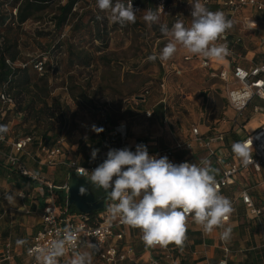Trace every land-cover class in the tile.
<instances>
[{
	"label": "rangeland",
	"instance_id": "obj_1",
	"mask_svg": "<svg viewBox=\"0 0 264 264\" xmlns=\"http://www.w3.org/2000/svg\"><path fill=\"white\" fill-rule=\"evenodd\" d=\"M61 2H65V0H61ZM155 2L156 0H149L147 5H143V0H140L136 23L124 26L110 23L106 18V14L96 6V0H78L73 8L76 15L72 16L68 24L61 30L55 31L54 22L51 20L55 14V4L50 5L43 12L21 24L20 28L24 32L19 39L22 57H26L28 63H31L33 59L41 56L43 71L48 67L51 70L57 68L56 73H54L56 75L50 76L48 79L52 88L48 101L50 102V98H58L66 106L64 117L69 128L66 134V142L64 141L65 150L75 149L77 140L85 135L79 123L94 122L95 125H98L103 115L110 116L111 120L124 122L127 137L130 136V126L141 124L145 135L154 136V138L157 137L156 133L162 129L159 138L164 140V143H170L172 137L179 139L194 125L192 116L195 111L203 113L205 110L211 112L219 109L221 98L217 93H209L213 90L212 85L218 83L216 80L218 78L213 77L206 68L200 65L199 60L203 58L202 56L192 55L193 59L186 61L184 55L191 54L181 49L172 60L167 62L161 63L159 59L155 62L148 61L149 55L158 54L167 43V38L160 32L159 24L149 27L142 19L144 10L156 9ZM201 2L205 3L210 11L215 12L217 9L213 5L214 0H209V3L204 0H201ZM1 8L9 7L5 4ZM191 10L192 5L189 4L188 0H169L166 2L164 12L160 16V23H167L171 27L179 19L184 22L185 26H190ZM79 15H81L82 23L86 26L71 34L70 23ZM95 18H98L100 28L106 32L104 33L105 41L101 42V40L95 39L93 33ZM66 39L69 43L94 53L95 60L90 67L68 66L66 58L67 41L61 44L59 50L54 51L56 44L60 40L63 42ZM45 50L47 52L50 50L49 54L51 56L45 54ZM45 62L48 63L44 65ZM16 64L22 65V61L19 60ZM175 68L179 69L180 72L176 73ZM34 69L40 75V71L35 67ZM70 87H72L75 94H80L83 90L90 102H86L80 97L79 101L73 100ZM206 98H208L207 102ZM253 104L264 106V102L254 99V102L246 109L247 113H250ZM261 116V112H252L251 116H248L249 122L246 127L250 126L252 120ZM23 118L24 115L22 114L16 116L12 114L9 117L7 123L9 135L15 138L22 137L23 131L29 129L33 130V135L38 140L40 137L34 131V128H37L34 127V120L29 118L24 121ZM171 125L174 129L170 132ZM41 127L42 125H40ZM109 148H117V146L107 138L104 148L99 149L95 160H92L91 152L93 149L98 148L92 145L87 150L77 153L85 161L97 163L104 159ZM30 151H32L30 155L26 154ZM71 152L69 151V154L72 155ZM23 156L29 157L31 167H46L49 169L47 171L49 174L44 173L39 176L34 172L37 178L42 179L43 184L41 186L44 187V189L39 188L37 190L30 188L21 191L16 186H9L10 181H4L3 178H0V222L7 221L9 223L12 220V223H10L12 234L19 233L18 231L14 232L17 219L20 222L22 219L27 218L25 224L29 226V233L25 231L22 234L19 233L15 241L19 236L27 241L33 236L32 233L37 228L36 214L32 212V207H30L27 208V211L17 215L16 205H9L4 198L5 194L22 193V197L17 196L15 203H21L24 198L28 197L27 194L42 196L47 190L45 182H51L53 175H57L55 170L61 167L60 165L47 166L46 162H43L45 161L44 151L38 148L27 147L23 152ZM31 156H33V159L30 158ZM36 161H42L43 164ZM24 162L26 163L25 160ZM0 163V166L6 165L2 153ZM174 163L177 164V162ZM28 167L26 168L28 169ZM61 172L59 170L60 174ZM241 212H243V209H241ZM32 215H34V218ZM192 224L194 222L188 219L187 228H192ZM261 224L262 229H264V220ZM226 226H231L233 232L231 240L224 243L233 252L241 250L237 258H240V261L243 259L244 264H262L264 260V232L258 229L257 221L246 214H241L237 218V225L228 224ZM218 232L220 235L221 231L219 229ZM133 233L132 242L138 250L144 244L141 239V231L134 228ZM186 237L183 249L177 248L174 244L169 246L173 248L175 254L178 253L187 258L188 264H193L189 250H191L194 240L199 236L194 234L190 237L186 235ZM26 245L22 246V255L18 256L19 259L23 260ZM216 252L219 253V249H216ZM147 258L148 255H143V260L146 261ZM0 264H4L1 255ZM93 264L105 263L96 254H93Z\"/></svg>",
	"mask_w": 264,
	"mask_h": 264
},
{
	"label": "clouds",
	"instance_id": "obj_2",
	"mask_svg": "<svg viewBox=\"0 0 264 264\" xmlns=\"http://www.w3.org/2000/svg\"><path fill=\"white\" fill-rule=\"evenodd\" d=\"M188 2L192 5L190 26H185L179 19L171 27L160 23L163 5L143 11V21L149 27L159 24L161 34L167 38L165 46L158 54L149 55L148 61L167 62L181 49L193 56L216 60L230 55L227 43L218 41L233 28V21L222 11H210L201 0ZM96 6L110 23L122 26L136 23L138 10L134 9L132 0H96ZM92 130L96 133L104 131L95 125ZM7 132V126L0 125V139ZM231 151L242 165L253 163L252 138L233 142ZM98 152L99 149L92 150V160ZM216 172L206 158L199 164H175L167 156L150 155L147 145L140 143L135 146V151L129 147L109 148L102 163L91 171L84 168L82 174L106 192L110 219L140 229L146 246L167 248L174 244L183 249L190 215L205 235L220 228L223 229L220 238L224 242L232 238L233 229L225 226V222L234 209L231 201L217 189ZM79 194L86 195L87 189L81 186ZM17 196L22 197V193H7L4 198L13 205ZM77 241V230L65 228L46 245L29 248L28 252L34 257L35 264H60V258L71 249L67 264H93V252L77 250ZM27 243L25 239L16 240L17 247ZM87 247L94 249L96 245L89 243Z\"/></svg>",
	"mask_w": 264,
	"mask_h": 264
},
{
	"label": "built area",
	"instance_id": "obj_3",
	"mask_svg": "<svg viewBox=\"0 0 264 264\" xmlns=\"http://www.w3.org/2000/svg\"><path fill=\"white\" fill-rule=\"evenodd\" d=\"M206 3L209 0H204ZM133 3V2H132ZM163 5L165 8L166 0H156V8ZM133 7L139 10V5L133 3ZM221 10L225 13L228 19H231L233 23L236 21L235 14L245 7H251L254 10H264V2L262 0H221ZM238 22L244 29L256 30L258 29V20L249 16H242ZM242 39L236 37L233 41L227 38V32L218 43H227L230 55L227 57L233 58L240 57L241 53L238 50V46ZM193 59L192 55H184V60L189 61ZM200 65L204 68H209L211 75L218 78L225 83V97L228 106L233 110L232 122L240 132L239 141H245L252 138L253 152V163L248 166H244L240 161L231 154L222 152L220 149H214L213 144L225 142L224 133L215 132L204 134L201 133L196 126H191L190 135L187 139L178 142L176 145L166 147L163 149H157L150 151V155L167 156L171 160L178 151L189 149L192 146V141L204 148L208 156L213 157L214 163L219 167V171L216 175V186L221 192L222 189L233 187L237 184V175L240 172L251 170L254 174L264 175V125L259 126L255 130L248 132L244 130V122L242 121L244 112L250 106L254 99H258L264 102V63H258L252 65L250 68H244L238 65H234L230 70L223 68L218 71L212 70L211 62L208 58H200ZM7 63H10L7 60ZM34 67L43 72L42 61H38L34 64ZM176 73L180 70L175 68ZM234 78V85L228 86L229 75ZM0 99L3 103L12 102L11 96L3 91L0 94ZM252 112L264 113L263 105H252ZM94 122L79 123V126L84 130L85 133L92 131ZM112 132L119 136L120 141L123 143L127 139L126 124L118 122L113 126ZM31 141L29 136L24 138L13 140L8 139L7 136H3L0 139V144H5L8 147L5 153L8 162L16 166L18 172L23 175H30L34 178L31 172L22 164H19V157L24 152V148L27 143ZM64 144V138L61 137L57 144L46 152L45 162L47 165L53 166L55 164H62L67 167L71 174L78 175L87 179L88 176L83 175V169L88 171L93 170L99 164H87L82 165L76 159L60 158L62 153V145ZM182 162H189L187 159ZM181 162V163H182ZM190 163V162H189ZM90 174V173H89ZM115 179V177L113 178ZM48 193L44 196V205L39 213V228L31 237L28 247L26 248V254L29 257L27 264H35L34 257L29 255L28 249L35 246H44L51 239L57 237V233H62L63 229L71 228L77 230L78 241L77 250L82 251L86 249L89 243L95 244L97 256L105 264H123L125 261L136 262V256L133 246L127 239L126 233L130 226L120 223L118 220L113 221L107 212V206L110 203L109 200L104 201L103 208L95 211L91 215H83L79 213H72L66 205L59 206L56 201L57 194L54 192L55 189L67 191V182L63 186H54L50 182H45ZM258 184L250 185L248 187H240L233 196L232 204L236 202L241 203L246 211V214L251 218H260L263 215V210L259 204L255 202L252 197V190ZM40 189H43L41 186ZM91 216H93L91 218ZM91 218V219H90ZM188 219L192 220L191 215ZM160 248V246H155ZM222 257L218 260L217 264H227V257L230 253V248L223 242L221 245ZM10 243H5L4 250L2 252L4 259L8 260L12 258ZM71 249L69 252L60 258V264H64V259L71 257ZM144 264H161V261L156 258L152 253L148 255ZM171 264H180L178 259H173ZM205 264H210L207 260Z\"/></svg>",
	"mask_w": 264,
	"mask_h": 264
},
{
	"label": "trees",
	"instance_id": "obj_4",
	"mask_svg": "<svg viewBox=\"0 0 264 264\" xmlns=\"http://www.w3.org/2000/svg\"><path fill=\"white\" fill-rule=\"evenodd\" d=\"M169 0H166L168 2ZM78 0H65V2H61V0H0V94L5 91L7 92L11 98L12 102L10 103H3L0 99V125H6L9 121V117L13 115L22 114L24 115V121L32 118L34 121V131L38 134V140L35 139L33 135V130L26 129L24 130L22 137L15 138L14 136L9 135L7 132L5 136L8 139L18 140L29 136L31 141L26 144L24 151L27 147L31 146L32 148H38L41 151H44L46 156V152L50 150L57 144V141L63 137L64 141L66 142V134L69 128V125L65 119L64 115V108L66 107L63 103L59 101L58 98H50V102L48 101L49 95L51 92V87L48 82L50 76H54L56 74L57 68H53L51 70L50 67L46 68L40 75L37 74V71L34 69V64L38 61H41L42 57L33 59L31 63H28V60L22 57L21 50H20V36L24 33L21 30V24L26 22L29 18H33L38 13L43 12L47 7L50 5L55 4V14L52 16L51 20L54 22V29L55 31L61 30L66 24H68L70 18L75 16L76 13L73 10L75 4ZM126 2V0H125ZM132 2L136 5H139L140 0H132ZM143 5H147L149 0H143ZM8 5L9 8H1L3 5ZM85 27L86 24L82 23L81 15L76 16L74 20L70 23V33L74 34L75 32L79 31L81 28ZM93 33L95 35V39L105 41V34L104 30L100 28V23L98 18L94 20V30ZM40 35V34H38ZM68 39L61 42V40L56 44V50L60 49L61 44L66 42ZM50 52V50H48ZM45 50V54H49ZM51 56V55H50ZM66 58L68 66L77 65L78 67L87 68L90 67L95 60V55L93 52L89 51L88 49L77 47L72 43L66 42ZM7 60L10 63H7ZM21 60L22 65H17L16 62ZM45 62L44 65H46ZM54 71V72H53ZM71 89V97L73 100L79 101V97L83 98L86 102H90L87 96L84 94V91L81 90L80 94H75L74 91ZM57 124V126H56ZM118 123H112L110 116L103 115L100 119L97 127H102L104 129L103 132L96 133L95 131H90L85 133L84 136L80 137L77 142L75 143V149L70 148V150H65V143L62 145V153L59 156L60 158L66 159H76L82 165L87 164H100L106 159V156L101 162H91L85 161L81 156L77 153L79 151H85L88 149L89 146L96 147L98 149H103L104 145L107 141H109L117 146V149L123 148L125 142H121L118 135L112 132L113 126ZM40 125L42 127L40 128ZM56 126V127H55ZM81 128V127H80ZM82 129V128H81ZM83 130V129H82ZM236 138V136H235ZM237 140V138H236ZM224 148L228 147L227 140L225 138ZM8 147L5 144H0V156L1 153H6ZM6 151V152H5ZM69 151H72V155L69 154ZM32 151L26 152V154L30 155ZM24 157V158H23ZM30 158L33 159V156ZM6 161L5 168L10 169L12 173H16L18 176L21 177H28L31 178L32 181H36L37 175L31 170L37 167H31L29 163V157L23 156V153L19 157V164L28 167V170L31 172L32 175L36 176L33 178L30 175H23L18 172L16 166L11 165L6 156H4ZM26 163L24 162V160ZM40 164H43L42 161H36ZM45 163V161H43ZM60 165V169L55 170L57 175H53V180L50 182L54 186H63L71 172L67 169L66 166L62 164H55ZM50 166V165H47ZM54 166V165H53ZM43 167V166H42ZM53 168V167H50ZM47 168L44 167V170ZM59 170L62 171L61 174ZM49 174V173H48ZM60 176V177H59ZM60 179V180H59ZM60 181V182H59ZM90 182V181H89ZM43 187V186H42ZM91 192L96 196L98 199H103V201L107 200V194L102 188H98L95 185L90 183ZM44 189V187H43ZM47 189V188H46ZM46 194L48 193V189L45 191ZM54 192L58 194L56 196V201L59 206L66 205V195L67 193L64 190L55 189ZM44 196L43 203H44ZM69 211L72 213H78L76 208L73 205H70ZM98 211V210H96ZM93 216H91L92 218ZM90 218V219H91ZM195 225L192 224V226ZM191 226V227H192ZM191 228H187L186 235L190 237L191 235L198 234L199 232L196 230H190ZM131 231V226H130ZM133 233V232H131ZM134 234V233H133ZM12 258L8 260L14 259V249L10 241ZM5 242V243H7ZM192 244V248L200 243L199 238H196ZM131 244V242H130ZM5 246V245H4ZM169 253L172 255V259H178L180 264H183V260L185 259L180 254H175L173 252V248L168 246L165 248ZM4 250V248H3ZM2 250V252H3ZM90 251L96 253L95 249H90ZM0 252L2 260H4L3 254ZM26 253V251H25ZM98 255V254H97ZM156 258L161 261V264H170L168 261L163 259V255L165 253L159 252L157 254H153ZM123 264H137L136 262L132 261H125ZM211 264V263H210Z\"/></svg>",
	"mask_w": 264,
	"mask_h": 264
},
{
	"label": "crops",
	"instance_id": "obj_5",
	"mask_svg": "<svg viewBox=\"0 0 264 264\" xmlns=\"http://www.w3.org/2000/svg\"><path fill=\"white\" fill-rule=\"evenodd\" d=\"M264 2V0H262ZM209 3V2H208ZM221 0H214L213 5L216 6L215 11H222L220 7ZM223 12V11H222ZM242 16H249L256 18L258 20V29L256 30H250V29H244L238 20ZM264 10L262 11H256L251 7H245L241 11L237 12L235 14L236 21L233 23V28L229 31H227V38L229 40H234L236 37H240L242 39L241 43L238 46V50L241 53L240 57H234V59L225 57L221 60L216 59H209L211 62V68L212 70L218 71L220 69L226 68L230 70L234 65H238L244 68H250L255 63H264ZM187 55V54H186ZM204 58V57H203ZM209 73L210 69L206 68ZM218 83H214L212 85V91H209V93H217V95L221 98V105L218 110H214L211 112H207L206 110L203 113H199L197 111L194 112L192 116V120L194 122V126L198 128V130L201 133L208 134V133H215V132H222L225 135V138L228 143V147L224 148V143H214L213 148L214 149H220L222 152H226L228 154L234 155L231 151V145L233 142L239 141L240 132H238L237 127L233 124L232 118H233V110L228 106L226 102L225 97V83L219 79H216ZM234 78L233 76L229 75V81L228 86L232 87L234 85ZM208 93V94H209ZM214 98V96H212ZM258 100V99H256ZM208 101V98H206V102ZM247 111V110H246ZM244 112L243 116V122H244V130L251 132L258 128L261 125H264V113H262L261 117H258L257 119H254L250 122V126L248 128L246 127L247 123L249 122V117L251 116L252 110L250 113ZM147 113L150 114L149 111ZM249 116V117H248ZM144 120V119H142ZM112 123H118L122 121H114L111 120ZM172 129H174L171 125L169 128V131L171 132ZM93 131V130H92ZM161 131H158L156 133L157 137L154 138V136H147L143 132V126L141 124H134L130 126V136L127 137L124 143V147H129L132 151H135V146L137 144L143 143L147 145L148 152L157 150V149H163L166 147H171L176 145L178 142H181L185 139H187L190 135V130L185 134L182 135L179 139H176L177 137H172L170 143H164V140H161L159 138ZM237 140H236V138ZM163 143V144H161ZM6 152V151H5ZM3 156H5V153H3ZM208 159L211 161V165L214 169L217 170L216 174L219 171V167L214 163V158L208 156L207 152L204 148L200 147L197 142L192 141V146L189 149H185L182 151H178L174 157L170 160L173 163L177 162V164L181 163L183 160L187 159L190 163H196L199 164L201 159ZM1 164V163H0ZM6 165L0 166V178H3L4 181L8 180L9 186H16V188H20L21 191H24L25 189L32 188L33 190H37L41 187V184H43L42 179L37 178L36 181H32L31 178L28 177H21L18 176L16 173H12L10 169L5 168ZM33 172L37 173L39 176H41L44 173H48V168L44 170V167L37 166V168L31 169ZM237 184L233 187L224 188L221 190L220 194L227 197L231 202L233 199V196L236 195L238 189L240 187H248L250 185L258 184L253 190H252V197L255 200L257 204H259L263 210V215L260 218H251L246 214L244 206L236 202L235 204H232L233 206V213L231 214L228 221L225 222V226L230 225H237V218L241 214H246L251 219H254L257 221L259 227V230L262 229L261 222L264 220V175L263 174H254L251 170H246L244 172H240L237 175ZM27 198H22L23 201L21 203H14L13 205H16L17 215H20L23 213V211H27V208L32 207V212L35 215L37 228L34 230L32 235L34 236V233L39 228V213L45 203H43V197L42 196H33L32 194H27ZM108 200V199H107ZM241 209H243V212H241ZM12 215V214H11ZM34 218V215H32ZM17 224H15L14 232H19L20 234L23 233V231L29 233V226L26 223L27 218L22 219V221L18 222V219L16 220ZM194 222V221H193ZM12 223V220L9 221V223L6 222H0V252H2L5 242L10 241L13 249H14V259L12 260H6L4 259V264H27L29 261L28 255L25 253L26 248L28 247V244L30 242L31 237L28 240L27 245L24 248V255L23 260L19 259L18 256L22 255V247H17L15 238L18 236V234H12L11 230L12 227L10 225ZM195 223V222H194ZM219 231H222L223 229L217 228L215 229L211 234L205 235L202 231L201 226L195 225L192 226L191 230H196L199 232V240L200 243L195 245L193 249L189 250V254L192 257V263L193 264H205V262L208 260L211 264H217L218 260L222 257V250L221 245L224 242L219 235ZM134 228L131 227L126 233L127 239L131 242V245L134 248L135 256L137 264H144L143 255H149L157 254L159 252L165 253L163 255V259L168 261L170 264L172 262V255L169 253L165 248L163 247H149L145 244L142 245L140 249H136L132 242ZM261 232V233H262ZM219 235V236H218ZM23 236V235H21ZM20 239H24L23 237H20ZM18 238V239H19ZM263 246H264V239H263ZM216 249H219V253L216 252ZM90 251L88 247L86 249L84 248L82 251ZM241 252V250L238 251H232L230 249L229 256L227 257V264H244V260L240 261V258H237L238 254ZM93 254H95L93 252ZM97 255V254H96ZM98 257V256H97ZM71 257L68 256V258H65L64 264H67L68 260ZM99 258V257H98ZM185 258V257H184ZM183 264H188L187 258L183 260ZM264 264V260L262 262Z\"/></svg>",
	"mask_w": 264,
	"mask_h": 264
},
{
	"label": "water",
	"instance_id": "obj_6",
	"mask_svg": "<svg viewBox=\"0 0 264 264\" xmlns=\"http://www.w3.org/2000/svg\"><path fill=\"white\" fill-rule=\"evenodd\" d=\"M83 186L87 189L86 195L79 194V188ZM66 204L73 205L79 214L91 215L96 210L103 208V199H98L91 192L90 182L87 179L75 174H71L67 180Z\"/></svg>",
	"mask_w": 264,
	"mask_h": 264
}]
</instances>
